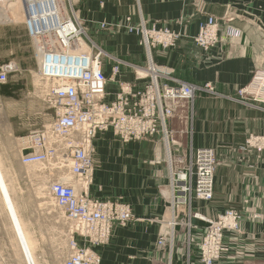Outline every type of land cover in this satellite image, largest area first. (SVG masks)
I'll return each mask as SVG.
<instances>
[{"label": "crops", "instance_id": "crops-1", "mask_svg": "<svg viewBox=\"0 0 264 264\" xmlns=\"http://www.w3.org/2000/svg\"><path fill=\"white\" fill-rule=\"evenodd\" d=\"M74 1L90 39L126 62L119 67L118 81L135 82L133 65L145 66V49L138 36L125 32L127 23L135 25L142 19L148 26L170 28L182 35L175 48L150 51L152 61L169 73L164 81H184L200 88L190 113L185 101L171 102L167 145L158 135L123 143L111 131L93 139L92 170L85 187L77 183L79 190L84 188L98 200L127 205L132 213L126 225L113 226L106 244L94 247L99 264H183L189 248L186 239L191 240L193 251L208 221L227 209L239 211V229L225 233L227 251L215 264H264V152L242 147L249 134L264 135V103L238 93L255 70H264V0H106L103 7L97 0ZM209 15L227 21L239 35L221 34L219 43L201 49L190 36ZM101 23L107 26L101 28ZM1 26L25 35L22 22ZM14 52L18 57L17 47L6 50L5 55ZM26 56L16 60L21 73L35 69L36 63L37 69L39 66L32 61L30 49ZM109 65L107 61V75ZM207 82L212 83L213 93L203 88ZM116 84L109 82L107 89L115 93ZM17 132L12 129L10 144L19 142ZM204 146L213 150L215 158L212 197L192 198V212L197 216L191 218L190 228L183 224L172 227L169 165L181 166L189 158L190 148ZM175 196L181 204L182 194L176 190ZM175 209L182 218L183 204ZM3 218L17 249V232L9 217ZM160 238L165 239L164 244H158ZM3 242L0 238V264H4Z\"/></svg>", "mask_w": 264, "mask_h": 264}, {"label": "built area", "instance_id": "built-area-1", "mask_svg": "<svg viewBox=\"0 0 264 264\" xmlns=\"http://www.w3.org/2000/svg\"><path fill=\"white\" fill-rule=\"evenodd\" d=\"M67 1L69 14L65 6V13L58 12L53 5L52 9L47 7L48 0H22L24 25L33 43L35 59L39 58L44 66L38 71L41 78L49 82L46 101L53 108L54 118L48 126L20 137V162L38 165L46 172L66 170L67 178L50 180L45 186L55 206L72 222L66 232L68 253L62 264H99L100 256L94 247L106 244L113 226L126 225L132 213L127 205L98 200L89 196L84 188L79 190L77 183L82 182L85 187L92 170L93 139L98 133L111 131L123 143L158 135L166 144V120L173 114L171 102L181 100L192 104L200 88L183 81L175 84L164 81L167 76L152 61L150 51L153 47L164 49L173 45V34L166 28L148 26L143 20L135 25L127 23L125 28L137 35L138 43L144 47L145 66L133 65L135 82L118 81L119 67L126 62L104 52L90 40L82 39L83 28L72 11L70 0ZM52 18L55 19L52 21ZM39 21V29H33ZM219 34L237 37L238 31L230 25L221 28L216 18L208 17L200 23L193 42L208 48L219 40ZM81 40L89 51L79 48ZM38 49L43 52L40 57ZM107 61L109 75L104 69ZM6 81L7 69L0 68V83ZM109 82L117 83L115 93L107 89ZM204 88L214 92L209 84ZM238 93L264 103V70H256ZM244 147L264 152V135L247 136ZM214 171L215 158L209 147L198 148L185 167L175 169L177 178L172 175L171 180L173 217L169 224L172 227L177 224L191 227V218L197 216L189 213L191 200L212 197ZM71 179L73 183L69 182ZM176 190L182 194L181 204H188L186 223L176 213V206L181 205L177 203ZM240 217L239 211L228 209L208 221L198 244L202 264H214L222 256L227 249L224 235L239 229ZM164 242V238L158 240L160 245ZM20 252L23 260L26 253L22 247ZM23 264H32V261L26 258Z\"/></svg>", "mask_w": 264, "mask_h": 264}, {"label": "rangeland", "instance_id": "rangeland-1", "mask_svg": "<svg viewBox=\"0 0 264 264\" xmlns=\"http://www.w3.org/2000/svg\"><path fill=\"white\" fill-rule=\"evenodd\" d=\"M61 1L63 7H66L67 13L69 14L68 1ZM97 2L100 7H103L106 0H97ZM70 6L79 24L83 28L84 34L82 35V39L86 42L90 40L92 43H94L90 39V35L87 33L82 24L81 18L79 17L78 11L76 10L74 0H70ZM63 7L61 11L62 13H65V8ZM0 8L2 10H0V15H2L1 13L3 11L7 13V16L9 15V18L7 20L3 17H1L2 19L0 18V68L5 67L7 69V81L5 83H0V159L7 182L11 188L12 197L17 205L19 215L23 220L26 231L34 241L35 254L38 258L39 264H62L64 256L68 253L67 237L65 235V231L67 232V229L72 224V222L67 220L62 214V211L55 206L54 202L47 194L45 186L50 180L59 179L62 176L67 178V175L65 173L66 170L60 169V171L56 170L53 172H46L40 169L38 165L21 164L20 145L18 144V142L10 144L8 139L12 136V129H17V134L19 133V135L22 136L33 129L43 128L51 123L54 118V111L46 101V92L49 82L42 79L38 74L36 63V61H38V58L37 60L35 59V50L26 27L24 26V35L20 30H8V28L6 29L1 26L9 25L10 23L14 22L24 23L22 0H0ZM57 10L60 12L58 7ZM10 17H12V20L10 19ZM208 17L214 16H206L203 21H205ZM214 18L217 19L221 26L223 25V23H226L223 26L230 25L225 20L223 21L222 19L217 17ZM126 21L128 22L129 20L126 19ZM203 21H200L198 23L197 31L190 36L192 41H194L193 37L197 35L199 25ZM99 26L101 28H104L107 25L101 23ZM166 29L173 34L172 39H174V42L173 45L168 46L164 49L175 48L177 45V41L182 35L176 30L170 28ZM125 32L128 34H133L131 32H128L126 28ZM219 36H221V34H219ZM220 39L221 38H219V40L213 46L219 43ZM16 47L18 51V57L16 56L15 52L9 56L5 55L6 50H15ZM198 47L203 50H208L212 46L203 48L202 46L198 45ZM99 48L102 49L101 47ZM158 48L163 49L161 47ZM27 49H30L32 53V61H35L36 68L21 73L16 60L17 58L25 57L27 55ZM84 50L88 51V49L86 48H84ZM102 50L108 53L104 49ZM161 68L165 72L163 73V75L165 77L169 76V73L166 72L167 70L163 67ZM206 84H209L210 87L214 88L212 83L209 82L205 83L203 85V88ZM193 103L191 104L186 102L189 113L191 112L190 110L192 109ZM18 138L13 140L18 141ZM244 146L245 141L242 147L243 149H246ZM198 148L194 150L190 148L189 158H187L183 162V164L181 165L182 168L185 167L190 160H192L194 152ZM168 164H170V162ZM169 167V179L172 180L173 176L174 178H177V175L174 172L177 167H175L174 164H170ZM68 178L70 177L68 176ZM69 182L73 183L74 179H71ZM188 211L189 209L187 202L183 203L182 213L183 221L185 223L187 221ZM189 213L194 214L192 212V208H190ZM3 217H7L8 219L3 201L0 197V238L3 244V241H6V245L3 246L4 252L2 253L4 264H22L23 261L20 256L21 252H19V248L15 249L11 239H9L10 237L8 235V230L6 231L7 222L4 221ZM206 230L207 228L205 229V231ZM202 236L195 241V249L193 251L190 246L191 240L188 241V239H186L187 247L189 246V248L186 249V253L183 255V264H194L195 261L192 258H195L199 264H202L200 260L201 256L198 253V244L199 241L201 242ZM225 251H227V249ZM224 252L222 253V255L224 254ZM221 258L222 256L218 260H220Z\"/></svg>", "mask_w": 264, "mask_h": 264}, {"label": "bare ground", "instance_id": "bare-ground-1", "mask_svg": "<svg viewBox=\"0 0 264 264\" xmlns=\"http://www.w3.org/2000/svg\"><path fill=\"white\" fill-rule=\"evenodd\" d=\"M55 1L57 3L58 9L60 10V12H62L61 10H62L63 5H62L61 0H48L47 7H49L50 9H52V5L56 7ZM57 7H56V9H57ZM43 9L45 11L47 10L46 8H43ZM0 10H1V8H0ZM2 10H3V7H2ZM1 14L2 15H0V18L3 17L6 20L9 18V15L7 16V13H5V11H3ZM11 18L12 17H10V19ZM54 19L55 18H52V21ZM39 20H41L40 17H39ZM40 24H41V21L35 23V25L33 26V29L34 28L39 29ZM79 43H80L79 48L88 49L86 43H84L83 40H81ZM42 53H43L42 50L38 49V57L42 56ZM38 64H39V66H38L39 70H42L43 64L39 58H38ZM43 68H44V66H43ZM38 74L40 75L39 71H38ZM167 144L168 143H166V145ZM166 148H168V146H166ZM63 180H65V179H63ZM0 197L3 201L7 216L9 217V219L11 221L12 228H13V230L15 229V231L17 232V238H18L17 241L20 244V247H22L26 253V257L24 256V261H26V258H27L28 261H32V264H39L38 258L35 254L34 241L31 239L29 233L26 231V228L24 227L23 220L21 219V217L19 215L17 205H16V203L12 197L11 188L7 182L6 175H5L4 169L2 167L1 159H0Z\"/></svg>", "mask_w": 264, "mask_h": 264}]
</instances>
